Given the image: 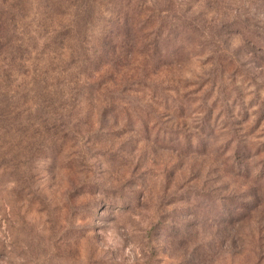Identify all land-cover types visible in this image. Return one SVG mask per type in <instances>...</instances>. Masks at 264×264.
I'll use <instances>...</instances> for the list:
<instances>
[{"label":"rangeland","instance_id":"rangeland-1","mask_svg":"<svg viewBox=\"0 0 264 264\" xmlns=\"http://www.w3.org/2000/svg\"><path fill=\"white\" fill-rule=\"evenodd\" d=\"M55 1L21 12L27 45ZM143 1L119 9L155 58L82 87L54 36L32 88L0 83V264H264V0Z\"/></svg>","mask_w":264,"mask_h":264},{"label":"trees","instance_id":"trees-1","mask_svg":"<svg viewBox=\"0 0 264 264\" xmlns=\"http://www.w3.org/2000/svg\"><path fill=\"white\" fill-rule=\"evenodd\" d=\"M11 1V4L1 10L5 17H0V83L7 87L15 81H18V88L28 89L36 84L40 69H37L35 64L32 65L36 61L32 55H40L35 43H42L47 49L48 45H52L54 36L55 50L49 53L55 56L58 67L63 64L56 74L57 78L64 79L72 68L80 77L78 83L82 87L88 85L101 87V69L109 63L117 69L116 62L123 57V52H128L129 55L141 53L149 58H155L158 54L159 35L154 29L151 28L150 32L155 37L154 41L145 47L141 42L149 35L144 34L143 29L137 28L138 22L125 23L120 13L121 1H124L131 11L138 8L142 11L143 0H86L83 5L78 4L76 0L68 5L62 1L59 3L55 1V30L50 26L46 27L44 23L40 24L38 29L42 33L36 36L33 45H27L19 30V25L23 24L24 19L21 12L29 4H33V0ZM61 11L65 15L62 17H66L63 21L59 20ZM107 17H112L114 22L110 23ZM126 27L136 30L129 44L120 40V30ZM172 27L169 25L167 35L173 30ZM154 53L155 55H152ZM108 56L110 60H107ZM66 61H69L67 65Z\"/></svg>","mask_w":264,"mask_h":264}]
</instances>
